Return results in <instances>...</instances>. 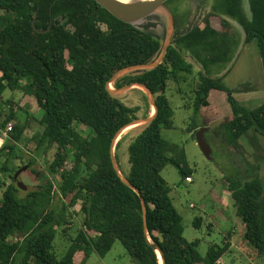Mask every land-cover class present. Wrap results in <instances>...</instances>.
Segmentation results:
<instances>
[{"label":"trees","instance_id":"trees-1","mask_svg":"<svg viewBox=\"0 0 264 264\" xmlns=\"http://www.w3.org/2000/svg\"><path fill=\"white\" fill-rule=\"evenodd\" d=\"M174 1H165L174 32L162 62L113 80L126 67L155 61L164 39L147 27L118 19L96 0H0V97L7 89L33 95L43 111L35 151L52 155L42 174L33 166L35 156L28 158L27 171L39 181L23 196L16 183L5 185L0 178V264H84L93 252L104 256L116 240L134 264H160L153 243L163 251L164 264H218L229 248L224 237L221 245L212 244L201 256L199 239L183 235L182 215L160 174L171 164L180 175L190 176L183 150L160 133V126L172 127L173 109L165 89L168 80L185 81L195 65L199 68L193 89L195 110L209 104L212 90L227 95L231 115L216 129L225 143L236 144L251 128L264 138V102L254 108L240 105L222 82L237 57L231 19L242 28L244 43L256 41L264 71V0H248L247 5L244 0H197L195 13L181 10ZM110 83L113 89L143 84L157 106L151 122L126 136L130 171L124 176L144 198L146 229L140 197L114 169L110 147L115 134L137 118V112L145 108L144 117L150 115L151 105L136 86L125 98L111 93ZM18 102L5 101L8 111L0 121V139L12 123L10 140L0 147V156L5 157L0 174L8 172L12 179L22 167L13 160L27 127L19 121ZM75 124L91 134L83 136ZM256 167L264 169L259 163ZM226 180L245 237L264 255V180L259 175ZM75 216L79 221L72 236ZM201 222L196 217L194 226L199 228ZM58 234L66 235L69 243L60 258L55 253Z\"/></svg>","mask_w":264,"mask_h":264},{"label":"rangeland","instance_id":"rangeland-1","mask_svg":"<svg viewBox=\"0 0 264 264\" xmlns=\"http://www.w3.org/2000/svg\"><path fill=\"white\" fill-rule=\"evenodd\" d=\"M247 1L244 0L245 5H247ZM197 2V0H175L173 4H177L181 10L189 9L192 13H195L198 10ZM231 23L232 31L238 41L236 45L237 57L232 71L226 77H222V82L234 89V95L237 100L243 102L244 95L239 89L236 90L237 86L242 83L244 84L242 85L243 87L261 85L264 82V71L256 41L252 40L244 43L242 28L232 19ZM135 25L142 28L147 27L149 31L156 33L164 39L169 27V17L163 8H158L148 16L136 21ZM216 26H219L218 22ZM198 70L199 68L194 65L192 73L187 76L185 81L180 77H178L177 82L175 80H168L165 92L173 109L172 127L166 128L160 126L162 138L183 150L186 168L190 170L191 182H187L185 177L180 175L177 168L171 164L165 166L160 174L170 185V195L173 203L182 215L183 235L187 240L199 239L197 251L201 256L206 255L208 248L212 244L221 245L224 235L228 231L234 230L232 243H235V246L229 248L220 257L218 264H264V255H259L254 245L245 237V225L242 219L236 215L235 207L232 204L233 201L228 194L229 190L226 180L227 177L249 180L255 175H259L264 180V169L262 172L256 169L258 168L256 167L258 163L264 167V160L260 159V162L258 160L256 161L252 152L255 145L263 143L264 138L262 135L255 133L254 135L257 139L250 141L245 134L239 138L236 144L229 145L225 143L223 136L216 129L231 115V106L228 102L227 95L221 90H212L208 99L209 104L200 107L199 110H195V95L193 89L198 82ZM109 86L113 89L112 83ZM133 88L135 86L121 91L118 94L125 98H130L132 95L131 89ZM136 88L144 91L140 87ZM139 96L140 94L137 93L136 97L138 99ZM7 99H12L16 102L19 101L18 103L22 107L18 111L19 121L25 122L27 125L22 134L21 141L16 143L15 151L17 158L13 160L15 165L22 166L21 168L26 166V168L21 171L16 180L10 178L8 172L0 174V178L5 185L11 182L16 183L17 181L26 185L25 189L20 192L23 196L27 191L37 187L39 181L37 176L35 178V176H32L27 171L29 169V165L27 164L28 158L35 156L33 166L39 170V174H42L46 163L45 160H50L52 155L50 151L44 156L37 155L35 151L38 135L43 129V126L39 122V119L43 117V111L37 107L33 95L24 94L20 90H5L0 97V121L8 111L5 105ZM263 101L264 97L244 103L250 106H256ZM152 109L151 107V113L153 112ZM145 114V108L137 112L138 117H144ZM75 127L85 137L91 134L90 129L84 125L75 124ZM139 127L140 124L134 125L131 128L126 127L120 133L117 141L124 136L136 134L139 131ZM199 131H201V135L205 138L209 146V158L206 157L198 145L196 135ZM9 135L8 132L6 136L1 135L0 147L10 140ZM124 139L119 148L114 147V153H117V167L122 175H126L130 171L127 148L129 138L126 137ZM242 148L247 154L249 153V156L247 157L243 150L242 155L246 156L247 161L255 166V170L253 166L251 170V166H246L249 170L244 173V159L239 153V149ZM4 159L5 157L1 155L0 164L3 163ZM220 199H225L227 208H222L217 203ZM78 208L79 206H76L75 210H78ZM196 217H201L202 219L199 228L194 226V219ZM78 221L79 217L75 216L69 233L72 236L76 234ZM210 223L212 226H209ZM8 240L12 242L15 241V238L9 237ZM68 244L66 235H57L55 253L58 258L63 256ZM84 264L134 263L122 243L116 240L104 256H99L93 252L84 261Z\"/></svg>","mask_w":264,"mask_h":264},{"label":"water","instance_id":"water-1","mask_svg":"<svg viewBox=\"0 0 264 264\" xmlns=\"http://www.w3.org/2000/svg\"><path fill=\"white\" fill-rule=\"evenodd\" d=\"M97 3H99L102 7H104L105 9H107L112 15H114L115 17H117L118 19L127 22V23H131V24H135L136 21L148 16L149 14H151L154 10L158 9V8H163L169 17V27L168 30L166 32L165 38H164V43H163V47L161 50V53L159 55V57L148 64H139V65H132L129 67H126L120 71H118L115 76L112 78L113 80L116 79L117 77L121 76L122 74L131 71V70H136V69H149V68H153L156 67L159 63L162 62L168 46L170 45L171 42V38H172V34L174 32V20H173V16L172 13L170 11V9L165 5V1L167 0H149V1H139V2H123V1H119V0H96ZM132 86H139L141 88L144 89L145 93L148 95L149 98V102L151 107L153 108V113H151L149 116L147 117H137L135 119H133L130 123H128L127 125H125L123 128H121L114 136L112 143H111V147H110V157H111V161L113 164L114 169L117 170L118 175L120 176L121 180L129 185L133 190L136 191V193L139 195L140 200H141V206H142V212H143V224H144V228L146 229L147 226V222H146V205H145V201L144 198L142 197L141 193L139 192L138 189H136L131 183L130 181L124 176L122 175L117 167V163L115 160V155H114V147L117 143V139L120 135V133L129 126H134V125H142V124H146L151 122L154 117L157 114V106L155 104V100H154V95L151 92V90L149 88H147L145 85L140 84V83H134V84H130L127 86H124L120 89H111L109 87L108 84V89L110 90L111 93L114 94H118L121 91H124L126 89L131 88ZM202 131V130H201ZM201 131L198 132V134L196 135V139L198 142V145L200 147V149L202 150V152L206 155V157H210V149L209 146L205 140V138L201 135ZM26 168H20L18 169L14 175H13V179L16 180L18 175L21 173V171H23ZM17 186L20 189H25L26 185H24L22 182L17 181ZM153 247L154 249L158 252L159 257H160V264H164V254L163 251L161 250L160 246L158 243H153Z\"/></svg>","mask_w":264,"mask_h":264},{"label":"crops","instance_id":"crops-1","mask_svg":"<svg viewBox=\"0 0 264 264\" xmlns=\"http://www.w3.org/2000/svg\"><path fill=\"white\" fill-rule=\"evenodd\" d=\"M233 67H234V65H233ZM233 67H232V69H233ZM232 69L230 70V72L232 71ZM229 72V73H230ZM228 73V74H229ZM227 74V75H228ZM226 75V76H227ZM225 76V77H226ZM242 85H244L243 83L241 84V85H238L237 86V88H236V90H240V92L244 95V101L243 102H240V101H238L237 100V98H236V96L234 95V89H232V88H230L228 85H226L231 91H232V94H233V96H234V98H235V100L240 104V105H243V106H246V107H249V108H254V107H256V106H258V105H260V104H262L263 102H261L260 104H258V105H256V106H250V105H248V104H245L244 102H249V101H252V100H258V99H260V98H262V97H264V82H262L261 83V85H258V86H253V87H251V86H249V87H243ZM210 95V94H209ZM208 99H209V97H208ZM20 105V104H19ZM248 105V106H247ZM250 132H253V133H250ZM248 133H250V134H248ZM255 133H257L253 128H251V129H249L247 132H245L243 135H245L246 134V136H248V138H249V140L250 141H255L257 138H255ZM258 134V133H257ZM242 135V136H243ZM239 140V139H238ZM238 140H237V142H238ZM254 145H255V143H254ZM261 147H263V148H261ZM242 150L245 152V154H246V156L248 157L249 156V153L247 154L246 153V151L242 148V149H239V153H240V155L242 156V158L244 159V173L246 172V171H248L249 169L246 167V166H251L250 167V170H251V168H252V166H253V168H254V170H255V166L253 165V164H251L249 161H247V158H246V156H244V155H242ZM253 154H254V158H255V160L257 161H259L260 159H264V141H263V143H259V145H255V148L253 149ZM249 163V164H248ZM252 168V169H253ZM251 172V171H250ZM254 174V173H253ZM228 191V190H227ZM228 194H229V197L231 198V196H230V192L228 191ZM225 196H226V194H225ZM222 208H227V206L225 205L226 203H225V199H220L218 202H217ZM233 204V203H232ZM234 230H230V231H228L225 235H224V237H226V242H228L229 243V248H231L232 246H235V243L233 244L232 243V240H233V236H232V234L234 233L233 232ZM229 248L227 249V250H229ZM226 250V251H227ZM225 251V252H226ZM220 261V259L218 260V262Z\"/></svg>","mask_w":264,"mask_h":264},{"label":"built area","instance_id":"built-area-1","mask_svg":"<svg viewBox=\"0 0 264 264\" xmlns=\"http://www.w3.org/2000/svg\"><path fill=\"white\" fill-rule=\"evenodd\" d=\"M11 129H12V123H8L5 131L2 132V135L6 136L7 132L10 131ZM185 179H186L187 182H191V177L190 176H187Z\"/></svg>","mask_w":264,"mask_h":264},{"label":"bare ground","instance_id":"bare-ground-1","mask_svg":"<svg viewBox=\"0 0 264 264\" xmlns=\"http://www.w3.org/2000/svg\"><path fill=\"white\" fill-rule=\"evenodd\" d=\"M119 1H123V2H126V3H129V2H139V1H149V0H119ZM110 85V84H109ZM110 87V86H109ZM136 87H139V86H136ZM141 88V87H140ZM143 89V88H142ZM145 92V91H144ZM153 110V109H152ZM153 113V112H152ZM131 128V127H130ZM131 133V132H130Z\"/></svg>","mask_w":264,"mask_h":264}]
</instances>
